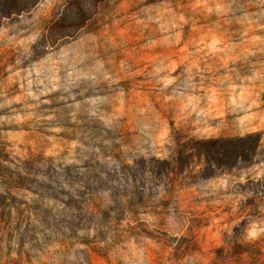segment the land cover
Masks as SVG:
<instances>
[{"label": "rangeland", "instance_id": "1", "mask_svg": "<svg viewBox=\"0 0 264 264\" xmlns=\"http://www.w3.org/2000/svg\"><path fill=\"white\" fill-rule=\"evenodd\" d=\"M0 264H264V0L0 20Z\"/></svg>", "mask_w": 264, "mask_h": 264}, {"label": "trees", "instance_id": "2", "mask_svg": "<svg viewBox=\"0 0 264 264\" xmlns=\"http://www.w3.org/2000/svg\"><path fill=\"white\" fill-rule=\"evenodd\" d=\"M35 5V0H0V20L9 19L13 16H18L25 11L31 9ZM254 139V142H253ZM252 140V148L250 149H235L228 147L225 148V152L229 157H234L235 160L246 158V154L254 156L257 151L259 141L251 136L241 139L240 142L246 143ZM246 150V151H245ZM208 157L210 153L217 154L215 151H207ZM247 152V153H246Z\"/></svg>", "mask_w": 264, "mask_h": 264}]
</instances>
